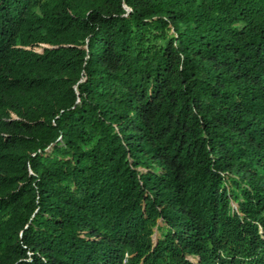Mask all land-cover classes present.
Wrapping results in <instances>:
<instances>
[{"label":"trees","instance_id":"1","mask_svg":"<svg viewBox=\"0 0 264 264\" xmlns=\"http://www.w3.org/2000/svg\"><path fill=\"white\" fill-rule=\"evenodd\" d=\"M0 264H264V0H0Z\"/></svg>","mask_w":264,"mask_h":264},{"label":"built area","instance_id":"2","mask_svg":"<svg viewBox=\"0 0 264 264\" xmlns=\"http://www.w3.org/2000/svg\"><path fill=\"white\" fill-rule=\"evenodd\" d=\"M123 263H125V262L123 261Z\"/></svg>","mask_w":264,"mask_h":264}]
</instances>
